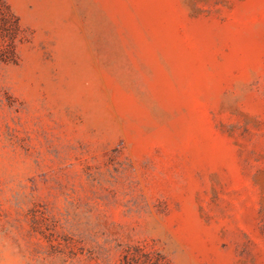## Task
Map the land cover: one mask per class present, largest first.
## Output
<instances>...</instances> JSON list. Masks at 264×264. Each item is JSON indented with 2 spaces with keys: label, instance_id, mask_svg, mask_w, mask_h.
<instances>
[{
  "label": "rangeland",
  "instance_id": "obj_1",
  "mask_svg": "<svg viewBox=\"0 0 264 264\" xmlns=\"http://www.w3.org/2000/svg\"><path fill=\"white\" fill-rule=\"evenodd\" d=\"M0 49V264H264V0H0Z\"/></svg>",
  "mask_w": 264,
  "mask_h": 264
},
{
  "label": "trees",
  "instance_id": "obj_2",
  "mask_svg": "<svg viewBox=\"0 0 264 264\" xmlns=\"http://www.w3.org/2000/svg\"><path fill=\"white\" fill-rule=\"evenodd\" d=\"M0 52H5V51H2V50L0 49ZM7 52H9V51H7ZM10 52H12V51H10Z\"/></svg>",
  "mask_w": 264,
  "mask_h": 264
}]
</instances>
